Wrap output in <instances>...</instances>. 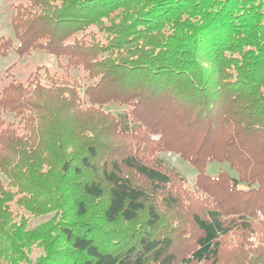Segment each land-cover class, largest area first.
<instances>
[{"label": "trees", "instance_id": "16d2710c", "mask_svg": "<svg viewBox=\"0 0 264 264\" xmlns=\"http://www.w3.org/2000/svg\"><path fill=\"white\" fill-rule=\"evenodd\" d=\"M14 8L0 57L40 51L63 72L5 73L0 264L35 247L37 264H264V0Z\"/></svg>", "mask_w": 264, "mask_h": 264}, {"label": "rangeland", "instance_id": "374dc122", "mask_svg": "<svg viewBox=\"0 0 264 264\" xmlns=\"http://www.w3.org/2000/svg\"><path fill=\"white\" fill-rule=\"evenodd\" d=\"M15 14L14 0H0V36L14 39V30L11 25V19ZM15 44L17 42L14 40ZM60 60L56 57L40 51H33L24 56H19L15 51L11 50L6 57H0V89L10 79H5L6 70L10 67L11 74L20 81H25L29 75L35 72L38 68L47 69L52 74H60L63 69L59 66ZM41 73H43L41 71ZM73 78L79 79L83 72L75 68H71ZM107 111L116 114L120 110L114 106L106 108ZM155 139L158 137H154ZM174 169L186 178L188 185L192 186L195 182L196 171L187 163L182 161L177 156L171 154L163 155ZM222 169H228L224 163L212 162L208 165L207 173L211 176H216ZM138 182V181H136ZM140 183V181L138 182ZM142 184V183H141ZM100 202L90 203L88 207L91 214L95 215L99 211ZM55 213L42 215L40 217H30L25 226L26 230H32L40 224L49 221L54 217ZM44 249L42 247H35L33 251L26 256V261L21 264H37V260L44 256Z\"/></svg>", "mask_w": 264, "mask_h": 264}]
</instances>
